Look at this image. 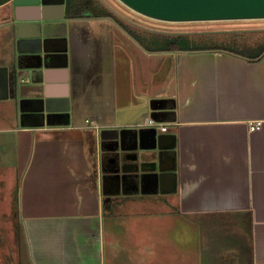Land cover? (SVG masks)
Instances as JSON below:
<instances>
[{
  "label": "crops",
  "instance_id": "0c3cea01",
  "mask_svg": "<svg viewBox=\"0 0 264 264\" xmlns=\"http://www.w3.org/2000/svg\"><path fill=\"white\" fill-rule=\"evenodd\" d=\"M2 1L0 221L16 189L22 230L0 227V264H264V56L134 57L70 0ZM148 223H170L178 256L121 243L115 262L106 236Z\"/></svg>",
  "mask_w": 264,
  "mask_h": 264
},
{
  "label": "rangeland",
  "instance_id": "374dc122",
  "mask_svg": "<svg viewBox=\"0 0 264 264\" xmlns=\"http://www.w3.org/2000/svg\"><path fill=\"white\" fill-rule=\"evenodd\" d=\"M101 3H103L105 6L109 8L117 17H120L122 20H124L125 23H127L130 27L129 33L127 36L129 38H132L134 40V46L132 49L133 56L135 57L136 54L140 55V48L138 47L136 43L138 41L142 42L144 41V44L150 48V43H162L164 41V38L161 35H182L185 36L187 45L190 46H196V45H211V44H224L231 49H236L238 52H241L245 55H255V53L264 46V18H254V19H235L233 20H210V21H191V22H174V21H162L150 18L148 16H145L132 8L125 5L120 0H100ZM101 20L107 24L113 23L110 19H98ZM136 38H138L136 40ZM135 41H137L135 43ZM201 43V44H199ZM151 53V52H148ZM158 53V52H153ZM152 53V54H153ZM162 52H159V54ZM173 53V52H170ZM156 55V54H154ZM142 58L138 57V64L135 63L134 59V66L138 67L137 71L138 73L143 72L146 73L145 66H147V63H143L145 59L143 56ZM142 59L143 61H140ZM155 61V60H154ZM143 70V71H141ZM160 74V73H159ZM142 74H138V81L141 82ZM160 76L155 77V81H159ZM140 83H133L132 87L133 90L138 89L137 86ZM6 167H4V170ZM15 196H14V209L11 211V215H9V218L5 221H0V227L3 225L4 230L8 233V235L12 236V234L16 237L19 235V233L22 230V224L19 222L17 217V208H18V201H19V191L16 189L14 190ZM161 208H165L164 202L160 204ZM148 223L147 225L142 224L143 227H146V231L144 232H131L130 228L126 227L124 224H121V228L117 226V230H119L121 233L116 237L115 235H109L111 240H108L107 236V249H110L111 251L114 248L115 250L121 246V243L125 247H129L132 250H141L143 246L142 253L145 252V248L147 249V246L149 247L150 244L152 248H149V254H145L144 256L149 260L152 251L154 253L157 251V248H160V253L164 254V256L172 255V256H178V254H172L173 250L179 251L182 249V244L185 243V241L181 240L180 238H177L178 233L175 230H169L167 228H171L170 223L165 227V229H162L160 227V234L157 233L156 230H152L153 226H150ZM130 231V233H129ZM23 232V231H22ZM4 233V232H3ZM116 233V231L114 232ZM129 233V234H128ZM11 234V235H10ZM4 246L5 249L9 245L10 238H6L4 234ZM113 237V238H111ZM9 239V240H8ZM117 239V240H116ZM162 239H165V241L168 244H164L160 247L162 244ZM141 245V246H140ZM18 249V247H15ZM114 251V250H113ZM118 254L114 257L115 262L119 261V258L115 259L117 255L119 256L121 250L117 249ZM155 258L158 254H154ZM163 256V255H160ZM109 260L112 261L113 257L111 254V258L109 256ZM146 262V261H145ZM175 262V261H174ZM174 262H171L172 264ZM165 264V263H162Z\"/></svg>",
  "mask_w": 264,
  "mask_h": 264
},
{
  "label": "water",
  "instance_id": "95a60500",
  "mask_svg": "<svg viewBox=\"0 0 264 264\" xmlns=\"http://www.w3.org/2000/svg\"><path fill=\"white\" fill-rule=\"evenodd\" d=\"M27 0H18V3ZM153 19L174 22L264 18V0H120Z\"/></svg>",
  "mask_w": 264,
  "mask_h": 264
},
{
  "label": "trees",
  "instance_id": "16d2710c",
  "mask_svg": "<svg viewBox=\"0 0 264 264\" xmlns=\"http://www.w3.org/2000/svg\"><path fill=\"white\" fill-rule=\"evenodd\" d=\"M3 0L2 2H5ZM69 10H73L74 8H78L79 10H89L92 12L91 17L93 18H108L113 22L117 23L123 30L129 33V25L124 22L120 17H117L111 10L107 9L105 5L101 3L100 0H76L74 3L70 0L68 5ZM164 38L162 43H150V48L142 42L138 41V44L141 45L145 50L148 52H193V51H215V50H223V51H230L232 50L230 47L224 44H211L207 45H194L190 46L187 45L185 36L182 35H161ZM136 41V42H137ZM201 44V43H199ZM237 53L239 55H245L241 52H238L236 49L234 50V54ZM254 60L260 59L264 56V46H262L256 53L253 55Z\"/></svg>",
  "mask_w": 264,
  "mask_h": 264
},
{
  "label": "built area",
  "instance_id": "2783aa9c",
  "mask_svg": "<svg viewBox=\"0 0 264 264\" xmlns=\"http://www.w3.org/2000/svg\"><path fill=\"white\" fill-rule=\"evenodd\" d=\"M151 124H154V121H151ZM262 126V122L261 121H257V123H252L251 124V131H255V130H257L258 128H260ZM161 130L162 131H167V127H161Z\"/></svg>",
  "mask_w": 264,
  "mask_h": 264
}]
</instances>
